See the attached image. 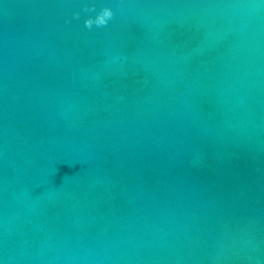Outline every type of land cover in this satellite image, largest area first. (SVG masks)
<instances>
[{"label":"water","instance_id":"obj_1","mask_svg":"<svg viewBox=\"0 0 264 264\" xmlns=\"http://www.w3.org/2000/svg\"><path fill=\"white\" fill-rule=\"evenodd\" d=\"M0 264H264V0H0Z\"/></svg>","mask_w":264,"mask_h":264},{"label":"clouds","instance_id":"obj_2","mask_svg":"<svg viewBox=\"0 0 264 264\" xmlns=\"http://www.w3.org/2000/svg\"><path fill=\"white\" fill-rule=\"evenodd\" d=\"M94 12L96 13L95 16L89 15L84 21V25L88 30H92L93 27L106 28L109 22L115 18V12L109 6H104L97 12L95 5L89 6L85 4L81 11L74 13L73 19L79 20L82 13ZM68 22L70 23L71 21Z\"/></svg>","mask_w":264,"mask_h":264}]
</instances>
